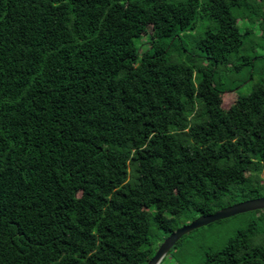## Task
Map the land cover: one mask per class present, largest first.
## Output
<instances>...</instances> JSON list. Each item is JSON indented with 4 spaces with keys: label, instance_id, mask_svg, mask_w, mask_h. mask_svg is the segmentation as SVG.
<instances>
[{
    "label": "trees",
    "instance_id": "1",
    "mask_svg": "<svg viewBox=\"0 0 264 264\" xmlns=\"http://www.w3.org/2000/svg\"><path fill=\"white\" fill-rule=\"evenodd\" d=\"M254 30L264 0H0V264H146L264 197V78L218 102ZM201 264H264V214Z\"/></svg>",
    "mask_w": 264,
    "mask_h": 264
},
{
    "label": "rangeland",
    "instance_id": "2",
    "mask_svg": "<svg viewBox=\"0 0 264 264\" xmlns=\"http://www.w3.org/2000/svg\"><path fill=\"white\" fill-rule=\"evenodd\" d=\"M237 24L242 30L254 26L248 20L241 19L237 20ZM259 37V33L254 30V34L238 52L240 56L258 57L254 58L255 63L252 67L248 65L244 68L242 74L236 76L239 81L246 80L239 88L219 94L218 102L223 109L232 107L237 94L247 93L253 84L258 82L261 77L264 78V71H261L264 68V58L260 57L264 55V40H260ZM142 40H145V38L143 37ZM137 43H139V40H137ZM258 177L264 183V173H260ZM262 214H264V210L263 212L256 210L244 212L196 228L184 234L175 247L171 248L161 259L159 264H201L206 251L223 247L226 241L235 235L237 230L243 228L250 221L257 220ZM162 236L161 231L155 227L150 229L149 238L152 241L153 248L159 245V239Z\"/></svg>",
    "mask_w": 264,
    "mask_h": 264
},
{
    "label": "water",
    "instance_id": "3",
    "mask_svg": "<svg viewBox=\"0 0 264 264\" xmlns=\"http://www.w3.org/2000/svg\"><path fill=\"white\" fill-rule=\"evenodd\" d=\"M264 209V197H255L247 199L235 204L226 206L214 212L213 214L201 215L191 222L178 227L174 232L170 233L157 247L154 255L146 262V264H159L161 259L168 253L174 244L186 233L207 225L209 223L226 219L228 217L255 210Z\"/></svg>",
    "mask_w": 264,
    "mask_h": 264
}]
</instances>
